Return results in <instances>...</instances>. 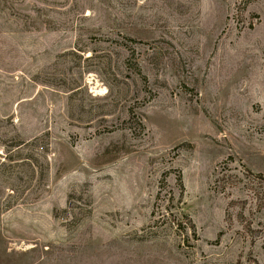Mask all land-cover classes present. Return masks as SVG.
<instances>
[{"label":"rangeland","instance_id":"obj_1","mask_svg":"<svg viewBox=\"0 0 264 264\" xmlns=\"http://www.w3.org/2000/svg\"><path fill=\"white\" fill-rule=\"evenodd\" d=\"M0 264H264V0H0Z\"/></svg>","mask_w":264,"mask_h":264}]
</instances>
